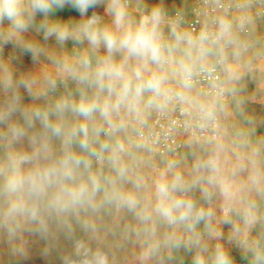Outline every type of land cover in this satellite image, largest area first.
<instances>
[{"label":"clouds","instance_id":"9594fccd","mask_svg":"<svg viewBox=\"0 0 264 264\" xmlns=\"http://www.w3.org/2000/svg\"><path fill=\"white\" fill-rule=\"evenodd\" d=\"M0 264H264V0H0Z\"/></svg>","mask_w":264,"mask_h":264}]
</instances>
